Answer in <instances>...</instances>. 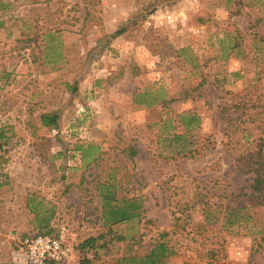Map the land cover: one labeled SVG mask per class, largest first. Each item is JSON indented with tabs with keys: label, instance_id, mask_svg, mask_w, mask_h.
<instances>
[{
	"label": "rangeland",
	"instance_id": "374dc122",
	"mask_svg": "<svg viewBox=\"0 0 264 264\" xmlns=\"http://www.w3.org/2000/svg\"><path fill=\"white\" fill-rule=\"evenodd\" d=\"M36 1L0 0V264H30L22 240L43 223L78 264L75 246L108 229L96 188L118 162L146 208L118 232L147 247L176 230L168 264H264L249 167L264 162V116L225 110L264 92V0H243L240 15L236 0ZM235 40L245 56L229 55ZM47 112L57 128L39 121ZM188 112L200 122L186 132ZM232 202L256 219L228 226Z\"/></svg>",
	"mask_w": 264,
	"mask_h": 264
},
{
	"label": "trees",
	"instance_id": "16d2710c",
	"mask_svg": "<svg viewBox=\"0 0 264 264\" xmlns=\"http://www.w3.org/2000/svg\"><path fill=\"white\" fill-rule=\"evenodd\" d=\"M92 1V0H89ZM232 1V0H230ZM261 1V0H256ZM263 1V0H262ZM36 3H42V0H37ZM243 0H236L234 3V9H232L235 15L242 13ZM152 5L149 4L148 8ZM263 19V18H261ZM259 20V19H258ZM264 27V24H263ZM124 30L118 31L117 34H122ZM264 32V31H263ZM246 33L239 34L244 37ZM255 36H259V32L255 31ZM260 40L264 41L263 34L259 36ZM233 45L226 48L229 50L230 56L242 55L239 46L240 41L235 40ZM226 53V52H225ZM264 67V66H263ZM254 95V94H253ZM226 111H232L236 114L237 119H243L245 116L254 117L255 115L264 116V92H258L250 98L243 97L234 100L233 102H227L225 104ZM251 113V114H250ZM60 115L54 112L43 113L39 117V121L43 126L57 128L59 126ZM181 121L186 127V132L190 131V128L199 124L200 118L197 114L188 112L180 115ZM256 120V118H254ZM176 133L173 136V140L179 141L186 133ZM10 136L5 128H0V140H4V144L8 143ZM92 144L89 147H85L83 144L77 147L82 151L83 159H86L91 155ZM1 147V146H0ZM128 157L133 160L137 156V149L133 145L128 146ZM258 156V155H257ZM94 157L93 160H95ZM245 165V164H244ZM259 165V166H258ZM249 167L255 174L253 178V184L251 185L252 201L250 207H257L258 211L255 214L259 215L264 213V162L259 164L258 161L251 160ZM259 167V168H257ZM129 166L118 162L115 166L111 167V171L106 175L104 179H101L97 184L98 197L101 201V211L99 219H102L104 226L108 229L100 232L99 234L90 235L81 240L76 246L75 250L80 254L78 264H96V262L102 259L103 255H113L111 261L107 264H168V260L179 254L176 244L172 242L171 236L176 234V230H163L150 244L145 247L143 244V236L136 234L135 232H118L115 227L123 224L136 225L145 218V197L134 192L130 194L131 189H135L134 179L132 174L128 173ZM203 211L206 214V219H209L211 212L208 208H211L209 201L203 202ZM248 208L245 202H232L226 207V213L224 221L228 226L241 223L242 221L250 222L255 220L256 217L250 214V212H244L243 210ZM259 218V217H258ZM179 218H176V220ZM41 225V232L44 234L53 235V230H44L46 228ZM252 226H258L253 223ZM261 228L258 233L264 234V222L259 225ZM132 228V227H130ZM56 237V236H55ZM261 240H264V235L261 236ZM46 264H66V262L57 263L53 261H47Z\"/></svg>",
	"mask_w": 264,
	"mask_h": 264
},
{
	"label": "built area",
	"instance_id": "2783aa9c",
	"mask_svg": "<svg viewBox=\"0 0 264 264\" xmlns=\"http://www.w3.org/2000/svg\"><path fill=\"white\" fill-rule=\"evenodd\" d=\"M22 248L30 264H46L47 261L67 262L71 250L59 238L44 233L27 235L22 240Z\"/></svg>",
	"mask_w": 264,
	"mask_h": 264
}]
</instances>
